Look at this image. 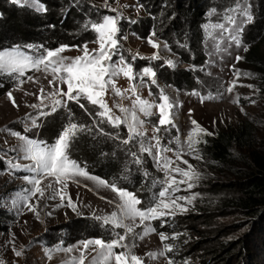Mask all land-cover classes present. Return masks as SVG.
Returning a JSON list of instances; mask_svg holds the SVG:
<instances>
[{
  "label": "rangeland",
  "instance_id": "obj_1",
  "mask_svg": "<svg viewBox=\"0 0 264 264\" xmlns=\"http://www.w3.org/2000/svg\"><path fill=\"white\" fill-rule=\"evenodd\" d=\"M71 1L75 8L81 7L83 3L92 7L90 10L95 16L88 14L89 24L98 19L101 10L107 11V15H119L120 34L126 37L120 41L121 53L134 65L138 76L140 70L145 67H150L156 72V84H152L147 77L143 81H132L120 75L116 77V87L123 95L118 96L109 89L104 97L115 116H125L120 107L135 110L140 119L145 121L142 129L146 133L145 137H135L125 144L124 140L128 138L126 124L115 127L104 120L103 123L108 127L105 130L97 119H93L94 126L85 127L76 139L80 135H93V139L107 140L109 147L107 152L104 151L105 155L109 154L117 159L120 171L111 181H115L120 187L131 189L144 202V206H147L153 198V193L161 187L159 181L163 179L164 173L155 162L154 155L141 153L139 148L141 140L154 143L150 138L155 135L153 126L158 116H144L138 108L133 109V102L136 95L149 102H158L160 90L163 89L177 105L173 110L175 127L169 126L159 133L161 146L173 149L163 155L175 161L172 167L178 164L181 168H187V165L177 160L176 154L180 153L200 174V179L194 182L192 189L181 185V191L175 194L195 195L192 203L186 205L188 211L168 218L166 223L161 220L152 221L151 226L157 230L156 233L145 236L143 240L136 239L134 252L144 257L146 264H168L169 257L174 264H264V207L251 211L235 203L243 193L242 190L247 187L246 179L254 168V153L264 151V30L253 36L249 34L264 0H242L243 5H250L254 22L246 24L243 33L239 35L229 21L230 16L236 18L237 23L243 19L238 13L230 11L236 0H207L206 19L202 24V34L198 33L197 39L194 38L197 30L194 33L195 28L189 22L180 33L174 31L169 37H160L159 33L163 35L164 22L170 23L177 18L181 5L187 7L192 2L198 3L201 0H161L156 7L159 11L157 17L150 16L146 8L147 5L149 8L154 7L153 0H145L143 3L137 0H108L111 8L117 9L116 12L105 7V0H39V6L47 9L49 3H59L60 6L64 5L61 11L65 14L71 6ZM42 12L44 11H38L30 4L22 6L13 0H0V30L3 21L11 15H14L16 23L27 29V13ZM147 17H151L154 24L148 35L143 36L142 19ZM122 23L127 27L122 29ZM221 24L232 30L233 36L241 39L240 46L230 39L228 31L218 27ZM79 33L77 30V34ZM8 37L4 36L6 42L0 43V51L18 50L21 55L35 58L48 50L40 40L19 38L15 41ZM149 38L160 45L158 50L150 46ZM85 44L89 51L99 47L98 43L93 41L83 45ZM66 46H69L68 49L60 54L63 57L71 59L83 54L81 48L72 47L76 45ZM245 47L248 51H244ZM157 51L159 59H152ZM137 54L142 58L133 61L132 56ZM237 56L243 59L237 62ZM168 61H172L173 65L169 66ZM139 62L141 67L138 68ZM163 66L173 70H191L192 84H164L158 74ZM235 70L241 73L240 79L233 92L228 93L226 88L235 80ZM50 79L51 75L45 74L43 66L40 71L26 69L23 76L0 73V90L11 84L10 89L0 96V213L8 214V217L0 215L4 217L2 223L5 226L4 230H0V261H3V264H68L71 258H78L79 250L83 248L85 241L96 238L111 240L115 238L116 232L123 231L105 225L96 218L117 211L116 204L119 200L116 193L84 176H76L67 181L66 193L71 197L75 208L68 206L67 198L63 202L58 196L48 199L46 193V197L39 202L37 215L25 206L19 195L21 189L31 187L23 177L31 175L24 166L32 164L31 160L23 158L24 140L21 137L52 144L61 133L55 139L50 137V113L54 115L63 111L70 114V103H76L65 102L66 98L57 96L55 98L60 99L62 103L52 112V98L49 94L56 91V88L48 84ZM133 84L137 89L135 95L130 90ZM60 87L67 91L66 85ZM41 88L44 89V104L47 107H31L40 104L38 96ZM8 93L12 94L18 107L13 105ZM237 96L241 98L239 103L234 102ZM252 100L255 103H252ZM90 105L96 112L100 111L97 106ZM152 111L155 112L156 109L153 108ZM192 120L206 132L212 133L202 135L204 142L196 145L195 153L189 151L186 142L189 132L194 128ZM69 121H62L60 132ZM222 134L227 135L229 139L226 151L222 150L226 152L223 159L216 156L217 151L213 143V138L221 137ZM155 151L153 149V154ZM132 153L141 158V163L135 162L136 157ZM70 155L72 159L79 160L71 152ZM196 156L201 158L197 159ZM13 164H19L21 167L13 168ZM135 175H138L141 181L135 182ZM55 187L59 188L61 185ZM77 223L88 225L89 234L95 235L76 238L72 229ZM137 231L142 229L137 228ZM159 232H164L170 237L175 233L180 235L175 240L166 241L174 245L172 253L154 260L148 259L146 253L162 250ZM67 248H72L73 251L68 253L65 251ZM216 248H221L216 252L218 255L212 253ZM14 249L22 250L23 254L16 256ZM85 255V264H88L94 255L91 246Z\"/></svg>",
  "mask_w": 264,
  "mask_h": 264
},
{
  "label": "snow or ice",
  "instance_id": "obj_2",
  "mask_svg": "<svg viewBox=\"0 0 264 264\" xmlns=\"http://www.w3.org/2000/svg\"><path fill=\"white\" fill-rule=\"evenodd\" d=\"M13 2L20 3L22 6L30 4L36 7L38 11H46V9L39 6V0H13ZM105 7L112 12L117 11V9L111 8L108 0H105ZM230 11L236 12L239 16L243 17L239 23H237L236 18L229 17V21L234 26V30L238 35L243 33L246 24L254 22V15L250 5H243L242 0H236L235 6ZM120 18L119 15H104L99 21L91 23V29L97 34L96 40L93 42L98 43L99 47L89 51L87 44L82 47L72 46L81 48L83 54L79 57L69 59L61 56L60 54L69 47L66 45L56 49H48L43 55L35 58L21 55L18 50L8 52L0 51V73L23 76L26 69L40 71L41 66H43L45 74H50L52 77L48 81V84L56 88V91L49 94L52 98V112H55L57 106L62 103L60 99L55 98L57 96L66 98L65 102L74 101L82 109L87 111L85 104L81 102L82 100H86L88 103L100 109L95 115L101 118V122L106 120L115 127L122 124L127 125L128 138L124 140L125 144H128L135 137L143 138L146 135L142 130L145 121L140 119L137 112L120 107V111L125 113V116L123 118L115 116L112 114V109L104 99L109 89H112L118 96L123 95V92L116 87V77L120 75L132 81L138 79L143 81L147 77L150 78L152 84H156V72L152 68L145 67L140 70L138 76L134 65L128 62L121 53L120 41L126 39V37L120 34ZM218 27L224 31H228L230 39L237 46L241 45V39L238 36H233L232 30L225 28L222 24L218 25ZM152 35L154 36L155 33L153 32ZM148 43L153 49L158 50L160 48V45L151 38L148 39ZM244 51H248V48L245 47ZM113 57H118V59L114 60ZM138 58L142 57H139L137 54L133 55L131 59L134 61ZM152 59H159L158 51L154 52ZM241 59L243 57H236L237 62ZM168 64L172 66L173 62L168 61ZM240 75L239 70H235V80L226 88L228 93L233 92V89L237 86V81L240 79ZM28 79L31 80L32 77H28ZM60 85H66L67 91L63 87H60ZM247 87L253 86L247 85ZM130 90L135 95L137 91L136 85L133 84ZM8 96L12 99L13 105L18 107L14 98H12V94L8 93ZM38 99H40V104L31 105V107H47L44 104L45 97L43 88L40 89ZM240 99L237 96L234 102L239 103ZM251 102L255 103L254 100ZM176 106L174 99L166 94L163 89L160 90L158 102H149L138 95H136V99L133 102V109L138 108L139 112L144 116H158L153 126L155 135L150 138L154 143H145L141 140L139 148L141 153L154 155L155 162L160 165V169L164 173L163 179L159 181L161 187L153 193V198L147 206H144V202L136 193L118 186L115 181L110 182L92 176L86 170L85 166L71 158L70 151L73 141L79 132L85 130L83 124H78L70 120L52 144L21 137L24 140L22 149L24 154L23 158L31 160L32 164L24 166V169L30 172L31 175L23 177L31 187L21 189L19 195L30 211L38 215L37 209L39 202L46 197V193L48 199H55L58 196L61 202H63L67 198L68 206L75 208L71 197L66 193V189L68 186L67 181L76 176H84L92 179L98 185L110 188L118 197L119 203L116 204L117 211L112 212L108 216H99L96 218L101 220L105 225L122 229L123 231L116 232L115 238L111 240L96 238L85 241L83 248L79 250L78 258H71L68 264H85L87 260L85 253L89 251L90 246L94 255H92L88 264H146L145 258L134 252L137 246L135 240H143L145 236L156 233L157 230L151 226L152 221L161 220L166 223L168 218H174L176 215L188 211L186 205L192 203L195 195L179 196L175 194L181 191V185H186L187 189H192L194 182L200 179V174L188 160L183 159L180 153L176 154L177 160L187 165V168H181L178 164L172 167L175 161L164 156L163 153L173 151V149L162 147L161 137L159 136L162 129H167L169 126L175 127V113L173 110ZM153 108L156 109L155 112L152 111ZM189 115H191V110L189 111ZM191 123L194 125V128L189 132L186 142L189 151L195 153L196 145L204 142L202 135H212V133L206 132L195 120H192ZM153 149L156 150L154 154ZM132 155L136 157V163H141V158L136 153H132ZM196 158L200 159L201 157L196 156ZM20 167L19 164H13V168ZM45 181L48 182L45 183ZM55 185H61V187L57 188ZM109 203H113V201H109ZM164 223L161 224L162 227ZM137 228L142 229V231L138 232ZM158 235L162 243V250L146 253L145 256L148 259L154 260L172 253L174 251V245L166 241L170 239L175 240L180 234L175 233L170 237L164 232H159ZM65 251L71 253L73 249L67 248ZM22 254V250L15 251V255L18 257ZM0 264H3V261H0ZM168 264H174L171 257L168 258Z\"/></svg>",
  "mask_w": 264,
  "mask_h": 264
},
{
  "label": "trees",
  "instance_id": "obj_3",
  "mask_svg": "<svg viewBox=\"0 0 264 264\" xmlns=\"http://www.w3.org/2000/svg\"><path fill=\"white\" fill-rule=\"evenodd\" d=\"M137 1L143 3L145 0ZM153 1H155L154 7L149 8L147 5L146 8L150 13V16L157 17L159 15V11L156 10V7L161 0ZM207 3V0H201L198 1V3L197 1L192 2L187 7L181 5L180 14L170 23H168V21L164 22L165 25H163V35H160L159 33V36L169 37L174 31L180 33L186 23L189 22L195 28L194 33L195 30H197V33H195L196 36L194 37L197 39L198 33L202 34V24L206 19ZM72 4L73 2L71 1V6L65 14L61 11V8L64 7V5L60 6L59 3L55 2H52V4L49 3L46 11L40 14L27 13V22L25 24L27 29L22 28L20 23H16L13 19L14 15H11L6 21H3L4 23L1 26L0 43L5 41L3 39L4 36H9L8 38H11L10 40L13 39L15 41L19 38L24 40H40V42L44 43L48 49H56L62 45L82 46L85 42L96 40L97 34L91 29V23L99 21L104 15H107V11L101 10L98 19L90 22L89 24L87 22L88 14L90 13L89 16H95L94 12L91 13L90 9H92V7L83 3L81 7L75 8ZM142 21L144 26L143 36H145L150 32L152 28L151 26L154 22L151 17L143 18ZM123 24L124 23L121 25L122 29L127 27ZM77 30L80 31L79 34H77ZM263 30L264 3L260 7L258 18L252 25V30L249 34L253 36L261 33ZM198 56H200V54ZM184 61L190 62L187 59H184ZM138 64V68L141 67V63L139 62ZM158 74L161 82L168 86H179L186 83L192 84V71L189 69L173 70L163 66L159 70ZM5 86L6 87H3L0 90V96L10 89L11 84ZM81 102L85 104L87 111L82 109L77 103H70L71 115L68 112L64 113L63 111L55 113L54 115H51L50 113L49 116H52L50 117V122L48 123V125L50 124L52 126L48 128L50 137L55 139L57 135L61 133L60 130L62 128V121L65 122L67 120H71L72 122L83 124L85 127H88L90 125L94 126L93 119H97V122L100 123L102 128L105 130L108 129L106 124L101 122L100 118L95 115L96 111L91 107V105L86 100H82ZM45 121H47V118ZM92 136L88 137L80 135L78 139L74 140L70 152L75 155L77 159H79L78 162L85 166L86 170L102 179L111 181L113 176H117L120 173L117 159L115 160L110 157L109 154L105 155V152H107L106 150L109 147L107 140L93 139ZM228 140V136L225 134H222L221 137L213 138L214 149L217 151L216 156L218 158L223 159L226 156V152L224 153L222 150L226 151L228 147ZM253 165L254 168L250 173V176L246 179L247 187L242 190L243 193L240 197H238L235 203L243 209L258 211L259 208L264 207V151L254 153ZM135 176V182L141 181L138 175ZM122 183L125 184L124 181H122ZM129 190L132 191L131 189ZM0 215L8 217L7 213H0ZM3 219L4 217H0V230L5 229V226L2 223L4 221ZM87 229L88 225L77 223L73 226L72 234L73 236H76V238H88L95 235L89 234L90 231H87ZM220 249L216 248L215 250H212V253H216ZM216 255L218 254L216 253Z\"/></svg>",
  "mask_w": 264,
  "mask_h": 264
}]
</instances>
